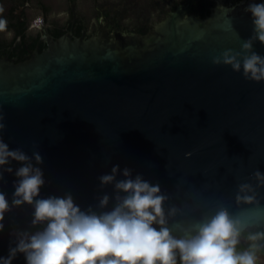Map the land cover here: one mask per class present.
Listing matches in <instances>:
<instances>
[{"label":"water","instance_id":"1","mask_svg":"<svg viewBox=\"0 0 264 264\" xmlns=\"http://www.w3.org/2000/svg\"><path fill=\"white\" fill-rule=\"evenodd\" d=\"M191 1L145 34L114 29L110 36L103 29L86 39L67 33L54 40L41 28L42 52L17 63L0 58L3 140L29 156L40 152L41 196L70 192L82 209H95L113 191L99 177L119 165L159 182L169 204L221 202L248 229L264 228V187L257 188L259 206L235 200L239 184L255 186L252 173L264 174V82L211 63L252 36L245 9L263 2L218 4L198 17L189 13ZM253 50L264 56L259 41ZM20 166L6 165L13 172L0 180L9 204ZM32 212L25 205L5 214L0 257L16 246L17 231L39 230L31 226ZM11 264H26L24 254Z\"/></svg>","mask_w":264,"mask_h":264},{"label":"clouds","instance_id":"2","mask_svg":"<svg viewBox=\"0 0 264 264\" xmlns=\"http://www.w3.org/2000/svg\"><path fill=\"white\" fill-rule=\"evenodd\" d=\"M245 11L252 16V36L243 40L239 51L225 50L211 63L230 66L237 73L242 70L245 79L264 82V56L253 50L256 41L264 45V3H250ZM3 12L0 6V17ZM40 24L37 19L32 27ZM6 30L7 20L0 18V32ZM3 121L0 116V180L5 172H13L6 165L15 161L21 166L15 170L11 204L0 192V231L5 214L25 205L33 209L31 226L41 227L35 232L17 231L16 246L7 258L0 257V264H11L17 253L24 254L26 264H257L261 260L264 228L256 226L261 230L249 231L245 237L249 225L221 202L214 208L206 203L169 204L171 196L159 182L142 174L133 176L127 167L121 170L114 165L110 174L99 177L101 187L111 185L113 191L99 197L95 209H82L70 192L41 196L45 178L40 152L33 150L29 156L20 148L9 149L3 140ZM252 179L255 186L238 185L235 200L259 206L257 188L264 187V174L256 170ZM242 243L247 246L238 249Z\"/></svg>","mask_w":264,"mask_h":264},{"label":"flooded vegetation","instance_id":"3","mask_svg":"<svg viewBox=\"0 0 264 264\" xmlns=\"http://www.w3.org/2000/svg\"><path fill=\"white\" fill-rule=\"evenodd\" d=\"M241 0H192L190 14L208 15L218 4L230 7ZM264 3V0H262ZM187 0H0L7 30L0 32V58L14 62L42 52L47 44L42 30L56 40L67 33L84 39L103 29L145 34L167 12ZM199 17V16H198ZM40 19L38 28L33 23ZM42 28V30H41ZM264 252V251H263Z\"/></svg>","mask_w":264,"mask_h":264},{"label":"trees","instance_id":"4","mask_svg":"<svg viewBox=\"0 0 264 264\" xmlns=\"http://www.w3.org/2000/svg\"><path fill=\"white\" fill-rule=\"evenodd\" d=\"M196 14L199 16V17H202V14L200 12H196ZM261 230L260 228H250V229H247L244 233V236L246 237L248 232L249 231H252V232H255V231H259ZM261 243H264V241H261ZM247 244L246 243H242L241 245L238 246V249H243L244 247H246Z\"/></svg>","mask_w":264,"mask_h":264},{"label":"crops","instance_id":"5","mask_svg":"<svg viewBox=\"0 0 264 264\" xmlns=\"http://www.w3.org/2000/svg\"><path fill=\"white\" fill-rule=\"evenodd\" d=\"M257 264H259V263L257 262Z\"/></svg>","mask_w":264,"mask_h":264}]
</instances>
